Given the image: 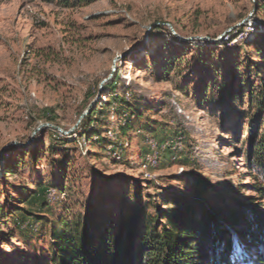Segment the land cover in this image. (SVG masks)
Wrapping results in <instances>:
<instances>
[{
  "label": "rangeland",
  "instance_id": "obj_1",
  "mask_svg": "<svg viewBox=\"0 0 264 264\" xmlns=\"http://www.w3.org/2000/svg\"><path fill=\"white\" fill-rule=\"evenodd\" d=\"M256 64L264 0H0V264H49L51 231L91 214L161 228L194 175L213 204H262Z\"/></svg>",
  "mask_w": 264,
  "mask_h": 264
},
{
  "label": "trees",
  "instance_id": "obj_2",
  "mask_svg": "<svg viewBox=\"0 0 264 264\" xmlns=\"http://www.w3.org/2000/svg\"><path fill=\"white\" fill-rule=\"evenodd\" d=\"M57 1L70 6L94 0ZM254 66L260 82L248 97L258 110L264 111V66ZM226 93L231 92L227 89ZM118 106L128 108L129 104L122 101ZM101 111L94 107L87 116L89 124L95 121L93 115ZM121 129L125 134V127ZM247 143L248 162L262 172V185L255 186L262 204L250 207L246 202L235 204L232 199L223 206L213 204L204 198L210 184L203 176L194 175L193 196L170 209L161 228L151 227L147 221L139 236L141 207L138 205L129 214H120L117 223L104 229L96 226V216L91 214L87 222H77L73 231L69 225L51 231L55 246L49 264H233L230 256L234 236L245 245L254 264H264V129L261 134L255 129L250 131ZM36 155L34 151L30 157Z\"/></svg>",
  "mask_w": 264,
  "mask_h": 264
}]
</instances>
